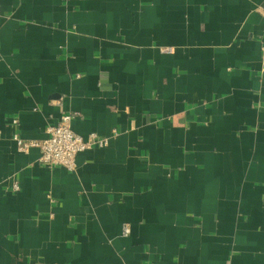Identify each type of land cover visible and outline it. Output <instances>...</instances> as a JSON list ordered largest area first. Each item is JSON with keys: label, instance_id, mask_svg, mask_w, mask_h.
<instances>
[{"label": "crops", "instance_id": "crops-1", "mask_svg": "<svg viewBox=\"0 0 264 264\" xmlns=\"http://www.w3.org/2000/svg\"><path fill=\"white\" fill-rule=\"evenodd\" d=\"M263 8L0 0V264H264ZM64 112L108 145L18 151Z\"/></svg>", "mask_w": 264, "mask_h": 264}, {"label": "built area", "instance_id": "built-area-1", "mask_svg": "<svg viewBox=\"0 0 264 264\" xmlns=\"http://www.w3.org/2000/svg\"><path fill=\"white\" fill-rule=\"evenodd\" d=\"M264 18V8L261 10ZM169 51V50H168ZM261 52L264 58V39L261 43ZM75 113L64 112L61 116L52 120L49 118L45 133L46 136L40 140H23L17 135L13 136L20 152H27L30 148L36 147L40 150L39 161L49 167H62L66 170H73L76 166V155L91 148H104L108 145V139L98 138L95 134H89L82 137L76 134L70 126ZM14 124L16 120H12ZM116 135L117 132H114ZM13 191H18L17 182L11 184ZM123 236H128L129 226L123 224L121 226Z\"/></svg>", "mask_w": 264, "mask_h": 264}]
</instances>
